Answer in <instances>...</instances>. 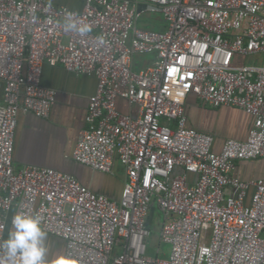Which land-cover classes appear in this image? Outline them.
Masks as SVG:
<instances>
[{
  "label": "built area",
  "instance_id": "2783aa9c",
  "mask_svg": "<svg viewBox=\"0 0 264 264\" xmlns=\"http://www.w3.org/2000/svg\"><path fill=\"white\" fill-rule=\"evenodd\" d=\"M154 10L164 30L138 25ZM68 16L92 31H66ZM260 53L264 0H84L81 11L0 0V243L24 211L65 241L74 264H264V178L234 174L238 162L264 157V64L239 60ZM144 54L155 60L138 70ZM45 64L97 79L72 156L109 173L118 158L120 200L70 173L15 166L19 113L49 117L57 100L42 82ZM191 93L253 115L248 137L216 150L212 134L188 126ZM119 98L138 111L122 112ZM154 202L168 256L148 254Z\"/></svg>",
  "mask_w": 264,
  "mask_h": 264
},
{
  "label": "crops",
  "instance_id": "0c3cea01",
  "mask_svg": "<svg viewBox=\"0 0 264 264\" xmlns=\"http://www.w3.org/2000/svg\"><path fill=\"white\" fill-rule=\"evenodd\" d=\"M58 6H67L81 11L84 0H49ZM161 11H149L145 15H156ZM163 15V14H162ZM151 23L154 24L152 21ZM166 27V25H165ZM154 29V28H152ZM154 56L150 61L154 62ZM264 64V63H260ZM42 82L57 90V100L49 117H39L32 112L21 111L15 134L14 164L17 168L25 165L51 167L70 173L94 192L120 200L126 180V170L115 159L113 172H103L76 161L72 154L80 132L86 126V113L90 96L97 88V79L92 75H78L64 67L45 64ZM0 85V100L2 99ZM118 107L124 113H136L137 105H130L125 99H118ZM188 126L215 137L214 148L220 150L226 139L244 140L254 123L253 115L233 106L211 107L191 93L186 100ZM234 174L242 180L264 178V157L238 162ZM149 227L153 221L149 214ZM161 227V226H160ZM48 234L47 259L49 262L64 256L65 241ZM160 241L161 238H160ZM160 256H168L170 249L158 247ZM156 255V256H159Z\"/></svg>",
  "mask_w": 264,
  "mask_h": 264
},
{
  "label": "clouds",
  "instance_id": "9594fccd",
  "mask_svg": "<svg viewBox=\"0 0 264 264\" xmlns=\"http://www.w3.org/2000/svg\"><path fill=\"white\" fill-rule=\"evenodd\" d=\"M66 31L85 36L92 31V26L78 23L71 16L64 24ZM104 41L101 38V43ZM12 230L8 238L0 243V254L3 259L0 264H74L65 256H58L49 262L46 241L48 234L42 226V218L38 214L19 211L12 217Z\"/></svg>",
  "mask_w": 264,
  "mask_h": 264
},
{
  "label": "rangeland",
  "instance_id": "374dc122",
  "mask_svg": "<svg viewBox=\"0 0 264 264\" xmlns=\"http://www.w3.org/2000/svg\"><path fill=\"white\" fill-rule=\"evenodd\" d=\"M152 21L154 22V24L151 23ZM138 25L140 27H145V28L164 30L166 23L162 13H158L156 15H151V16L149 14L144 15L138 22ZM152 57H153L152 55H147V54L136 55L135 68L140 70L146 65H149L152 62L150 61ZM239 60H241V62L244 63H264V53L241 56ZM150 216L153 221V226H152V233L147 238L148 254L152 256H156L159 254L157 253L158 247L161 249H170V245L168 243H164L160 241V231H161L160 226L162 225L165 219V215L163 211L158 207L156 202L153 203L152 209L150 211Z\"/></svg>",
  "mask_w": 264,
  "mask_h": 264
}]
</instances>
